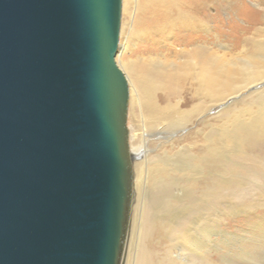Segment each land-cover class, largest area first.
<instances>
[{
    "label": "water",
    "instance_id": "1",
    "mask_svg": "<svg viewBox=\"0 0 264 264\" xmlns=\"http://www.w3.org/2000/svg\"><path fill=\"white\" fill-rule=\"evenodd\" d=\"M123 0H0V264H121Z\"/></svg>",
    "mask_w": 264,
    "mask_h": 264
},
{
    "label": "bare ground",
    "instance_id": "2",
    "mask_svg": "<svg viewBox=\"0 0 264 264\" xmlns=\"http://www.w3.org/2000/svg\"><path fill=\"white\" fill-rule=\"evenodd\" d=\"M133 1L148 10L149 19L141 56L129 57L128 45L120 41L116 54L131 104L141 112L142 124L129 132V140H144V128L158 136L148 154L130 144L132 202L121 264H257L226 258L222 245L243 248L229 241L227 232L212 239L209 212L216 208L219 220L228 215L225 199L235 178L250 180L259 194L250 202L238 196L241 212L249 217L255 206H264V184L256 181L264 178V0ZM222 13L246 21L235 24L233 49L243 48L238 55L221 52ZM199 188L204 191L195 204ZM179 189L182 196L175 193ZM212 248L220 250L222 261L212 259ZM259 249L264 253V243L254 252Z\"/></svg>",
    "mask_w": 264,
    "mask_h": 264
},
{
    "label": "rangeland",
    "instance_id": "3",
    "mask_svg": "<svg viewBox=\"0 0 264 264\" xmlns=\"http://www.w3.org/2000/svg\"><path fill=\"white\" fill-rule=\"evenodd\" d=\"M254 1V0H253ZM249 4H251L252 1H248ZM255 2V1H254ZM259 6H262V3H258ZM222 16L224 18V29H219L221 33V39L220 43H224L225 47L221 49V52H226L228 56H233L236 55L239 51H242L243 48L237 47L235 48V44L237 45V30L235 28V24L238 23L240 25L246 24V21L243 17H230L228 14L222 13ZM148 19H149V12L148 10H140L138 3H134L133 0L128 1V5L123 6L122 10V22H121V35H120V45L126 44L129 47V52L128 56L131 57L132 59H137L141 56V53L143 49L147 46V40L146 37L148 35ZM261 26H264L261 25ZM233 41V42H232ZM235 41V42H234ZM233 46V47H232ZM120 48V47H119ZM212 48L214 50H218L217 45H212ZM233 54V55H232ZM238 55V54H237ZM119 67L123 70V68L119 65ZM124 71V70H123ZM263 86V83L260 84ZM261 86V87H262ZM131 87V86H130ZM253 88V87H251ZM250 88V89H251ZM132 92V88H131ZM246 92V91H244ZM228 99H231L229 97ZM210 116H214L216 114V108H211L210 109ZM141 120V112L138 106L134 107L131 104V97H130V102H129V109H128V118H127V125L129 128L130 134H132L133 129L136 128V125H141L142 121ZM143 129L144 133V140L136 141L135 144L132 143L131 139L129 141L132 148H139L141 146V149L143 150V155L148 154L150 151L155 149L156 147V142H157V136L158 134H152V130ZM150 130V131H149ZM167 137L168 134L166 135ZM187 141V140H186ZM183 141V144H186L187 142ZM189 141V140H188ZM228 150V154H229ZM143 157H140V159ZM236 180V181H235ZM241 180V181H240ZM256 181H261L264 184V178L260 177ZM231 193L227 195V198L225 199V204L226 208L228 206V215H224L221 220L217 216H215V210L214 208L210 210L209 214L211 217L210 223L212 225V239H218V237L223 236L225 234V237L231 241V242H237L235 246L237 247L238 245L242 247L243 251L241 252L240 249L237 250V248H230L223 246V253H226L225 256L230 262H241V263H250L256 262L257 264L263 263L264 264V253L263 251H257L259 252H254V249H256V246L263 245L264 243V231H261V228H264L263 226H259L257 223L263 222L264 223V206L262 205H257L258 207L255 206V210H253L251 216L247 217L248 212L242 211L243 208H241V200L238 199L239 197H243L244 201L250 202L253 199H256V197H259L255 194L253 191L254 186L253 183L250 180L247 179H238L235 178L234 182L231 184ZM247 189H250L249 191H246ZM264 190V185L262 187ZM143 192H149V185L143 186L142 187ZM204 190L202 188H199L198 191L196 192L194 198L192 199V202L195 204L200 203V195ZM151 192V190H150ZM182 189H179L177 194L182 196ZM251 193V195H250ZM153 196V193L151 194ZM152 200V199H151ZM254 201V200H253ZM151 203V201H150ZM238 206V207H237ZM238 209V210H237ZM251 212V211H249ZM241 213V214H240ZM213 215V216H212ZM257 215V217L255 216ZM255 217V218H254ZM225 218V219H224ZM189 219V218H188ZM187 218H184L182 223H187ZM218 219V220H217ZM224 223V224H223ZM254 224V225H253ZM254 226V227H253ZM217 229V230H216ZM222 233H219L220 231ZM225 230V231H224ZM215 234V235H214ZM246 240V241H245ZM225 241V239H224ZM243 242V243H242ZM260 248V247H259ZM250 249V250H249ZM212 259L213 260H218L222 261V255L220 256V250L218 251L215 248H212ZM247 251V252H244ZM239 253L241 254L240 257L237 258L236 254ZM254 256H248L251 255ZM247 254V255H246ZM256 254V255H255ZM219 256V257H218ZM250 257V258H249ZM262 258V259H261ZM231 259L233 261H231ZM257 259V260H256ZM241 260V261H240ZM244 260V261H242ZM246 260V262H245ZM263 260V261H262Z\"/></svg>",
    "mask_w": 264,
    "mask_h": 264
}]
</instances>
